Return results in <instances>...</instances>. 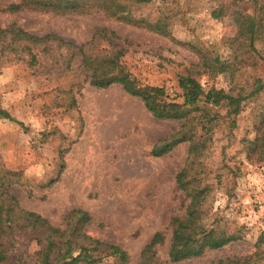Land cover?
<instances>
[{"label": "rangeland", "instance_id": "374dc122", "mask_svg": "<svg viewBox=\"0 0 264 264\" xmlns=\"http://www.w3.org/2000/svg\"><path fill=\"white\" fill-rule=\"evenodd\" d=\"M13 1L0 0V27L15 22L29 33H55L78 45L90 40L95 27H108L120 37L119 44L129 43L119 61L142 85L163 87L169 98L181 94L178 77L201 56L233 59L232 40L240 18L232 12L253 13L258 8L252 2L241 5L232 0H150L138 14L148 23L163 18L167 32L163 36L99 15L4 12ZM221 5L230 6L232 12L214 19L211 13ZM255 47L258 57L246 54L245 65L234 75H200L204 89L248 90L256 80L264 81V41ZM79 62L75 59L73 67ZM41 69L0 59V107L22 124L0 120V160L6 170L21 175V183L10 192L21 208L54 227L63 226L68 211H86L92 217L88 233L126 250L128 264H136L152 235L163 232L165 242L157 247V256L167 259L169 220L182 215L187 203L175 190V177L184 166L189 144L182 143L162 157H153L150 151L158 139L176 132L179 123L155 119L119 85L97 89L83 83L79 70L56 74ZM217 109L224 114L226 108L222 104ZM261 114L264 90L244 104L235 128L224 123L215 128L204 154L205 182L213 187L208 223L221 219L223 229L240 230L243 239L177 264H217L226 256L253 252L264 231V161H257L259 154L244 140L257 137L255 125ZM37 249L32 242L24 247L29 255ZM106 264L117 262L110 259Z\"/></svg>", "mask_w": 264, "mask_h": 264}, {"label": "trees", "instance_id": "16d2710c", "mask_svg": "<svg viewBox=\"0 0 264 264\" xmlns=\"http://www.w3.org/2000/svg\"><path fill=\"white\" fill-rule=\"evenodd\" d=\"M150 0H15L3 11L9 14L29 12L57 17H87L99 15L107 20L126 23L137 28L166 36L165 20L148 23L138 14ZM242 5L252 2L258 8L247 13L243 9L230 11L221 5L211 16L219 19L232 12L240 18L239 29L232 40L233 59L222 60L218 56H201L185 75L178 77L179 96L169 98L163 87L142 85L119 59L128 52L126 41L121 42L115 31L108 27H95L87 43L78 45L55 33L35 35L20 28L15 22L0 27V59L4 62L25 63L29 69L64 74L75 70L83 74V83L97 89L113 85L122 87L125 93L138 98L145 109L157 120L174 121L179 128L173 134L158 139L151 151L153 157H162L182 143H188V155L184 166L175 177V190L184 201L182 215L170 218L171 229L167 259L157 256V247L165 242V234L156 232L141 249L136 264H177L197 259L208 251L218 250L243 239L240 230H225L221 219L208 223L213 207V187L205 182V153L209 150L214 130L224 123L229 129L236 127L235 118L243 111L247 101L264 90V81L258 79L244 90L224 91L214 86L204 89L200 75L214 77L242 69L244 56L258 57L255 44L264 41V0H232ZM231 14V13H230ZM106 43L99 48V44ZM75 59L79 65L73 67ZM181 98V102L177 99ZM74 103V98H71ZM225 105L221 114L217 109ZM0 120L22 125L0 107ZM257 137L245 141L264 161V114L255 125ZM58 179V178H57ZM56 180L45 186H51ZM21 183L20 173L6 170L0 160V264H106L113 259L117 264H128L130 257L118 245L92 237L88 229L92 217L81 209L68 211L62 227L52 226L41 215L20 207L10 188ZM38 249L29 255L24 250L29 243ZM217 264H264V231L254 244L252 253L245 256H226Z\"/></svg>", "mask_w": 264, "mask_h": 264}]
</instances>
